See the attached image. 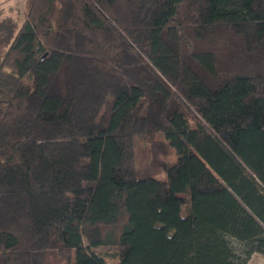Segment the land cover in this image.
I'll return each mask as SVG.
<instances>
[{
    "label": "trees",
    "instance_id": "1",
    "mask_svg": "<svg viewBox=\"0 0 264 264\" xmlns=\"http://www.w3.org/2000/svg\"><path fill=\"white\" fill-rule=\"evenodd\" d=\"M255 252L264 0L0 5V264Z\"/></svg>",
    "mask_w": 264,
    "mask_h": 264
},
{
    "label": "rangeland",
    "instance_id": "2",
    "mask_svg": "<svg viewBox=\"0 0 264 264\" xmlns=\"http://www.w3.org/2000/svg\"><path fill=\"white\" fill-rule=\"evenodd\" d=\"M27 0H0V5L4 7L6 14H12L14 17L19 18V20H24V9L26 7ZM157 177L161 179H166V173L162 172ZM183 214H186V208L184 207ZM253 264H264V253L255 252L252 256Z\"/></svg>",
    "mask_w": 264,
    "mask_h": 264
},
{
    "label": "crops",
    "instance_id": "3",
    "mask_svg": "<svg viewBox=\"0 0 264 264\" xmlns=\"http://www.w3.org/2000/svg\"><path fill=\"white\" fill-rule=\"evenodd\" d=\"M254 254H255V253H253V255H252V256H254ZM251 261H252V257H251V259H250V263H251V264H253Z\"/></svg>",
    "mask_w": 264,
    "mask_h": 264
}]
</instances>
